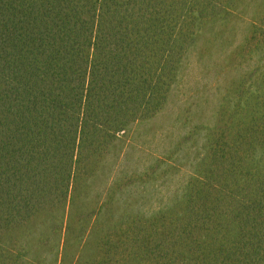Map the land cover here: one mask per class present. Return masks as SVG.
Listing matches in <instances>:
<instances>
[{"label": "trees", "instance_id": "1", "mask_svg": "<svg viewBox=\"0 0 264 264\" xmlns=\"http://www.w3.org/2000/svg\"><path fill=\"white\" fill-rule=\"evenodd\" d=\"M0 264H264V0H0Z\"/></svg>", "mask_w": 264, "mask_h": 264}, {"label": "rangeland", "instance_id": "2", "mask_svg": "<svg viewBox=\"0 0 264 264\" xmlns=\"http://www.w3.org/2000/svg\"><path fill=\"white\" fill-rule=\"evenodd\" d=\"M230 26H231V33L226 32L224 34V37L228 39L229 43L237 35L236 34L235 36H232L237 26L233 24ZM229 43L227 44L226 41L221 40L220 45L215 44V46L213 47H224V45L229 46ZM198 47H205V46L204 44H200ZM201 69L202 68L198 67V65L196 64V57H193L192 63L190 65L189 72H188L189 77H191V82L189 84L190 87H195V85H199V82L201 84H204L205 81L208 80L209 78H211L209 83L215 82L213 78L214 76L213 71H211L204 79H201V76L203 75L200 73ZM197 79H199L200 81L195 83ZM172 97H173V103H174V101L176 100V96L172 95ZM172 107H173L172 102H169L166 110L162 114L156 116L153 120H151L148 123H141V125H138L137 128L135 129L134 135L139 133L140 139H146L145 141H149L147 142L146 145H149V147H151V149H153L157 153H160V151H162V147L169 146V141L173 143V139H175L177 135V128L165 126L168 121L167 116L170 113Z\"/></svg>", "mask_w": 264, "mask_h": 264}]
</instances>
